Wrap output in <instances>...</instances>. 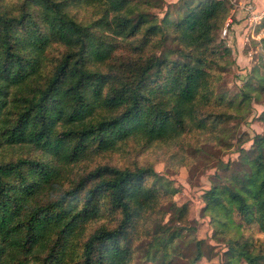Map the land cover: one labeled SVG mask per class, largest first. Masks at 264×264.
I'll return each instance as SVG.
<instances>
[{"label": "trees", "instance_id": "1", "mask_svg": "<svg viewBox=\"0 0 264 264\" xmlns=\"http://www.w3.org/2000/svg\"><path fill=\"white\" fill-rule=\"evenodd\" d=\"M163 6L0 0V264L215 257L203 241L180 252L177 231L196 230L189 205L163 223L174 200L143 157L168 149L179 167L234 145L238 159L213 175L203 212L218 225L225 264H264V243L249 233L264 235V132L244 150L234 125L257 89L247 82L228 97L231 52L216 38L230 8L182 0L171 22L155 13ZM257 120L264 126V110Z\"/></svg>", "mask_w": 264, "mask_h": 264}, {"label": "rangeland", "instance_id": "2", "mask_svg": "<svg viewBox=\"0 0 264 264\" xmlns=\"http://www.w3.org/2000/svg\"><path fill=\"white\" fill-rule=\"evenodd\" d=\"M182 0H163L164 8L161 11H155L159 20L164 17L165 13L169 14V20L174 21L173 15V5L179 4ZM229 10V18H231L232 9L237 0H225ZM244 6V5H243ZM244 11V10H243ZM246 15V13H245ZM246 19V18H245ZM226 20V21H227ZM225 21V22H226ZM155 23L158 20H154ZM225 24V23H224ZM222 28L217 32L216 38L218 42L223 43L230 50V56L227 57L226 61L231 62L228 67V74L225 76V86L228 91V97L233 98L239 95L241 89L247 82H250L253 87L257 90L255 92V98L251 103L250 110L247 113L238 116L235 127L237 126V132L239 134H245L248 142L243 143L244 150H248L252 144L250 141L255 135L263 134L264 126L257 120V117L264 110V50L262 40L260 42L251 41L246 45L244 43L245 57L249 60L250 66L242 68V70L236 63V56H233L231 51V46L227 42L230 35V30L228 31L227 37L223 38L221 31ZM261 46L263 51H257L258 46ZM170 46H166L163 50L167 53V50H171ZM252 51V52H251ZM251 53V56H249ZM246 70V71H245ZM244 71V72H243ZM263 89V92L261 91ZM170 151L168 149L163 150L162 156L160 151L149 150L143 157L144 161H147L153 167L156 173V183L157 185L169 192L174 200V206L168 210L165 208L163 211L167 212L166 216L163 218V223L166 225H174V220L172 214L175 209L181 205L188 203L191 213V218L194 220L195 231L185 233L177 231V236L182 240V246L180 252L186 256L190 255L193 251V246L199 241H203L204 244L213 246V253L215 257L206 256L207 261H200L197 264H225V258L222 256L223 251H226V247L220 239V237H215L214 233L216 229L218 230V225L212 223L210 216L203 212L204 209V194L208 191L210 187V182L214 174H224L222 170L228 162L236 161L238 159V153L236 152V146H231L224 153H220L213 157L207 153H198L193 159V163L183 164V166L175 167V163L169 165L168 159L170 156ZM176 157H180L181 153L176 151ZM174 154V155H175ZM168 210V211H166ZM254 234V237L259 240V242L264 243V235L257 233L255 227L249 229ZM229 237L232 236L229 233ZM222 238V237H221ZM220 239V240H218ZM189 247V248H187ZM188 250V251H186ZM181 260L179 264H185ZM148 264H151L150 262ZM237 264H246L245 262Z\"/></svg>", "mask_w": 264, "mask_h": 264}, {"label": "crops", "instance_id": "3", "mask_svg": "<svg viewBox=\"0 0 264 264\" xmlns=\"http://www.w3.org/2000/svg\"><path fill=\"white\" fill-rule=\"evenodd\" d=\"M247 3L251 4V6L253 7V12L255 14L264 13V0H237V3L234 4V7L232 9L231 18H230L232 21L231 30H230L229 38L227 39V42L231 46V51L233 56H236L237 65L241 69L245 67L246 70L251 65L249 60L245 57V53H244L245 52L244 38L246 36L248 22L245 19L246 15L245 12L243 11V5ZM262 25H264V16L261 22V26Z\"/></svg>", "mask_w": 264, "mask_h": 264}, {"label": "built area", "instance_id": "4", "mask_svg": "<svg viewBox=\"0 0 264 264\" xmlns=\"http://www.w3.org/2000/svg\"><path fill=\"white\" fill-rule=\"evenodd\" d=\"M243 10L246 13V20L248 22L247 24V31L246 36L244 38V43L247 45L248 42L256 41L260 42L264 38V28H259L261 26V22L263 20L264 13L261 14H255L253 12V7L250 3H247L243 6ZM232 21L229 18L221 31L222 37L225 38L228 35V31L231 28ZM257 51H263L261 46L259 45L256 49ZM252 52V51H251ZM264 54V52H263ZM251 56V53L250 55Z\"/></svg>", "mask_w": 264, "mask_h": 264}]
</instances>
